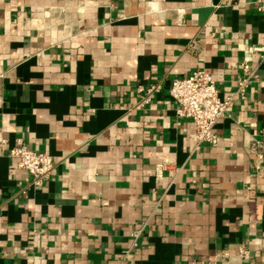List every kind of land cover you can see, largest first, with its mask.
<instances>
[{"label": "crops", "instance_id": "crops-1", "mask_svg": "<svg viewBox=\"0 0 264 264\" xmlns=\"http://www.w3.org/2000/svg\"><path fill=\"white\" fill-rule=\"evenodd\" d=\"M248 45L264 1L0 0V264H264V53L216 144L170 94L198 67L234 94Z\"/></svg>", "mask_w": 264, "mask_h": 264}, {"label": "built area", "instance_id": "built-area-1", "mask_svg": "<svg viewBox=\"0 0 264 264\" xmlns=\"http://www.w3.org/2000/svg\"><path fill=\"white\" fill-rule=\"evenodd\" d=\"M262 1L264 0H258V2ZM244 52L240 63L242 77L237 81L234 94L221 96L216 80L202 67L196 68L183 77L175 78L171 83L170 94L176 105V114L181 119L193 121L199 144L218 142V134L215 130L217 122L226 115L237 98L247 94L249 84L255 74L254 63L258 57L263 55L264 46L248 45ZM158 90V83H151L148 88L140 87L138 91L145 92L140 104L148 103L151 94ZM0 142L5 143L6 140L0 138ZM263 148L262 142H255L254 149L257 156L260 157ZM9 155L17 160L20 168L31 174L30 184L36 188L42 187L51 178L57 166L51 154L33 150L21 140H18L11 148ZM140 233L141 230H136L133 236L138 238ZM240 256L248 259V251L242 248Z\"/></svg>", "mask_w": 264, "mask_h": 264}]
</instances>
